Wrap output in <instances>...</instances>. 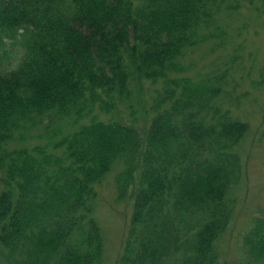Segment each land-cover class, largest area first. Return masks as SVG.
I'll return each instance as SVG.
<instances>
[{"label": "trees", "instance_id": "1", "mask_svg": "<svg viewBox=\"0 0 264 264\" xmlns=\"http://www.w3.org/2000/svg\"><path fill=\"white\" fill-rule=\"evenodd\" d=\"M227 1L0 0L1 262L104 264L95 209L117 170L132 204L117 264H220L249 126L226 78L195 81L181 58ZM160 80L143 116L132 110ZM127 103L130 117L118 113ZM33 138L46 142L11 146ZM261 210L244 237L253 264Z\"/></svg>", "mask_w": 264, "mask_h": 264}, {"label": "rangeland", "instance_id": "2", "mask_svg": "<svg viewBox=\"0 0 264 264\" xmlns=\"http://www.w3.org/2000/svg\"><path fill=\"white\" fill-rule=\"evenodd\" d=\"M203 34L209 38L189 48L181 58L185 68L182 74L195 81L210 78L213 83L218 77L226 78L224 90L233 96L228 106L234 116L249 126L238 149L244 174L232 192L236 210L228 231L219 241L220 264H253L245 252L244 237L264 207V85L259 84L264 77V0H228ZM162 84V80L155 85L147 81L143 96L146 101L134 100L132 110L135 107L140 115L144 114L143 107H150L155 90ZM118 109L119 114L130 117L129 103L121 104ZM134 116L139 118L137 113ZM40 130L41 126H36L33 136ZM45 142L33 138L11 146L31 148ZM116 174L117 170L99 186L95 209L105 238L104 264H117L132 213L131 202L119 200ZM0 264L4 263L0 260Z\"/></svg>", "mask_w": 264, "mask_h": 264}]
</instances>
